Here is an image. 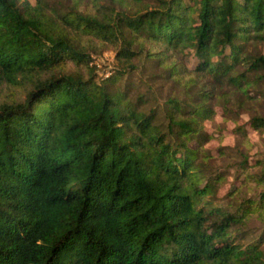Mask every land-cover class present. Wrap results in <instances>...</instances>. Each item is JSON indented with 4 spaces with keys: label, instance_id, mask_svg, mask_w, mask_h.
<instances>
[{
    "label": "trees",
    "instance_id": "16d2710c",
    "mask_svg": "<svg viewBox=\"0 0 264 264\" xmlns=\"http://www.w3.org/2000/svg\"><path fill=\"white\" fill-rule=\"evenodd\" d=\"M263 46L264 0H0V264H264V159L219 197L206 127L264 135Z\"/></svg>",
    "mask_w": 264,
    "mask_h": 264
},
{
    "label": "rangeland",
    "instance_id": "374dc122",
    "mask_svg": "<svg viewBox=\"0 0 264 264\" xmlns=\"http://www.w3.org/2000/svg\"><path fill=\"white\" fill-rule=\"evenodd\" d=\"M33 2L34 0H30ZM54 10H58V6H53ZM264 52V46L262 48ZM187 60V59H186ZM192 63V64H191ZM196 63V58L191 56V59L187 60V64L193 66ZM91 64L95 66L96 72L99 78L105 79L110 76L115 69V51L113 49L103 50L101 53L92 55ZM134 76V78H136ZM259 110V109H258ZM250 114L242 112L238 117H232V119L225 120L222 116L221 109H217V114L214 118L206 123V127L210 133L218 139L210 141L208 147L211 148L214 157L211 159L210 166L214 171L227 170L225 182L220 187L218 192L219 197H224L229 189L234 185L235 178L237 176V170L234 168L237 161L238 149L246 150L251 157V160L256 158L264 159V135L260 137L257 132L249 125ZM238 126H245L248 131V137L250 143L245 145L242 141V136L237 133ZM224 147L225 154L220 156V148ZM238 148V149H237ZM248 239L245 243H249L254 240H258L259 234L263 233V226L259 221L252 219L249 223ZM259 247L264 252V240L259 243Z\"/></svg>",
    "mask_w": 264,
    "mask_h": 264
}]
</instances>
